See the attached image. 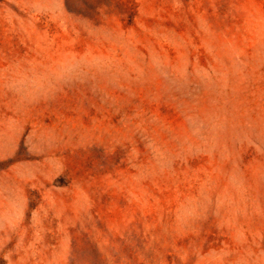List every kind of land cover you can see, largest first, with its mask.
<instances>
[{
    "label": "rangeland",
    "instance_id": "1",
    "mask_svg": "<svg viewBox=\"0 0 264 264\" xmlns=\"http://www.w3.org/2000/svg\"><path fill=\"white\" fill-rule=\"evenodd\" d=\"M0 264H264V0H0Z\"/></svg>",
    "mask_w": 264,
    "mask_h": 264
}]
</instances>
